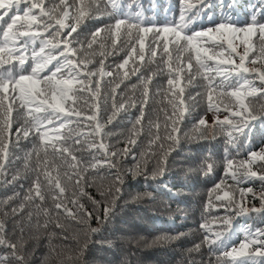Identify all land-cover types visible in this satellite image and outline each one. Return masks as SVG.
<instances>
[{
	"label": "trees",
	"instance_id": "obj_1",
	"mask_svg": "<svg viewBox=\"0 0 264 264\" xmlns=\"http://www.w3.org/2000/svg\"><path fill=\"white\" fill-rule=\"evenodd\" d=\"M52 2L45 0L46 5ZM55 2L59 3V0ZM67 2L72 4L73 0ZM99 2V11L93 9L70 39L75 41L72 46L77 48V57L86 61L88 69H98L103 61V70L113 73L112 76L102 77L97 99L99 118L104 124L101 133L103 143L110 151H118L117 157H113L116 167H88L93 157L104 159L102 150L88 147L89 143L100 138H80L81 142L75 144L73 140L78 137L73 136L68 143L72 145L71 154L80 161L75 170L82 176L79 184L73 175L74 170L69 167L72 163L70 156L62 159L49 153L48 171L52 177L59 173V182L65 188L63 197L59 196V189L54 184L49 186L44 175L40 174L41 191L45 198L29 199V189L37 177V158L35 154L28 157L33 149V138H21L18 145L11 143L7 160L2 162L0 169V239L6 242L0 244V264H229V258L223 255L225 250L240 248L241 242L250 233L264 230V212L251 211L252 208L262 207L260 197L264 194V182L258 177L240 175L243 169L237 173L239 183L231 179L232 170H229L228 176L224 175L228 159H248L250 150L259 152L264 149V94L246 100L251 110L261 116L249 121L250 127L245 129L247 138L233 132L238 139L229 143V126L224 125L222 131L216 124L217 116L222 121L228 113L221 110L217 114L206 110L205 82L195 78L188 84L189 77L185 72L182 86L187 110L177 121L179 131L173 133L176 140L167 139L165 124L170 126L171 119H166V114H172L168 102L171 94L165 91L168 87L167 70L161 71L163 66L159 56L155 62L149 63L147 56L141 62L135 54L124 68H118L128 58L131 44L125 43L127 37L123 31L114 47L106 39L109 35L106 26L115 23L116 16L109 15L112 9L105 7V0ZM206 2L210 6L200 14L201 18L191 25L192 28L207 27L225 17H230L237 25L251 23L253 15L257 22H264V0ZM183 3L184 0H118L124 15L139 12L146 23L151 21L155 24L178 20ZM59 10H63L62 5ZM69 11L75 14L74 9ZM67 23L73 21L68 20ZM97 28H104L105 31L89 48L92 33ZM102 39L105 40L103 49L99 44ZM238 51L243 52V47ZM134 67H138L139 71L134 72ZM126 71L128 75L125 77ZM246 75L250 79L254 76L251 73ZM149 78L150 83L146 85L145 81ZM255 84L259 87L260 81L255 79ZM145 87L149 97L147 106L142 107ZM113 89L117 105L127 102L115 115L112 114ZM130 98L135 101L134 106ZM141 112L144 118L137 123ZM13 115L15 117V113ZM200 118L205 119L207 126H199V130H195L194 126L198 125ZM214 124L216 126L212 127ZM15 128L14 124L13 132ZM61 131L67 134V128ZM157 135L159 139H156ZM130 139H134L135 143H129ZM12 140L15 141L14 136ZM125 148L128 151L120 154L119 150ZM43 155L40 154L41 159ZM208 164H212L210 172L206 170ZM259 164L254 163L253 170L264 174V168H260ZM236 167L234 164L233 170ZM117 172L122 182L115 181ZM65 173L72 175V179H68ZM221 180L225 183L214 190ZM117 187L119 193H116ZM248 188L252 189L251 193L246 191ZM241 190H245L243 196ZM224 191L248 209L244 213H240L239 208L229 212L230 226L215 219L225 215V208L220 205L226 201L216 200V196H223ZM61 199L74 215L65 214L63 208H55ZM72 200L83 205V211L75 207L70 202ZM105 208L109 209L107 216ZM85 212L91 213V216H85ZM202 224H207L213 232L206 233ZM216 231L222 232L223 238L209 245L205 242V235L214 238ZM8 244L16 247L10 248ZM258 248L264 246L251 245L244 250L247 255L236 256V260H247L249 264L255 260L256 264H261L264 256L252 255ZM17 256L23 257V260H18Z\"/></svg>",
	"mask_w": 264,
	"mask_h": 264
},
{
	"label": "snow or ice",
	"instance_id": "obj_2",
	"mask_svg": "<svg viewBox=\"0 0 264 264\" xmlns=\"http://www.w3.org/2000/svg\"><path fill=\"white\" fill-rule=\"evenodd\" d=\"M198 4L201 7H197ZM61 5L62 11L59 10ZM107 6L112 9L109 15H115L116 19L115 23L106 26L109 33L106 39L110 40L114 47L123 31L127 37L125 43L131 44L128 58L117 67L124 68L129 63V58L135 54L141 62L145 61L147 56L149 63L155 62L159 56L160 65L163 66L161 71L167 70L168 87L165 91L171 94L168 102L172 107L171 116L166 114V119H171L170 126L165 124L167 139L176 140L173 133L179 131L177 121L183 118L187 110L183 97L185 89L182 86L185 72L188 73V84L195 78H201L205 82L206 110L217 114L221 110L228 113L222 121L217 116L216 124L222 131L224 125L229 126L227 131L229 143H234L238 139L233 136V132H239L245 139L247 138L245 129L250 127L249 121L261 118L251 110L246 100L248 97L264 94V22H257L253 15L251 23L237 25L230 17H225L207 27L192 28L191 25L200 19V14L210 6L206 0H184L178 20L166 21L163 24L151 21L146 23L139 12L135 15H124L119 9L118 0H105V7ZM100 8L99 0H73L72 4L67 0H59V3L53 0L48 5L45 4V0H0V169L3 167L2 162L7 160L9 145L11 143L18 145L21 138L28 139L32 136L33 149L28 153V157L35 154L37 158L35 166L37 177L33 187L29 189L31 193L29 199L45 198L41 191L40 174L44 175L49 186L54 184L55 188L59 189V196L63 197L65 188L59 182V173L52 177L48 171L49 153L62 159L70 156L72 163L69 167L74 170L73 175L79 184L82 176L75 170L80 161L71 154L72 145L68 143L73 136L78 137L73 140L75 144L81 142L80 138H100L93 140L88 147L102 150L104 159L96 160L93 157V162L88 167L95 168L97 165L116 167L113 157H117L118 151H110L103 143L101 133L104 124L99 118L100 106L97 99L102 77L112 76L113 73L103 70V61L100 62L98 69H88L86 61L77 57V48L72 46L75 41L70 39L81 21L90 16L93 9L99 11ZM69 9H74L75 14L70 13ZM68 20H72L73 23H67ZM104 31V28H97L92 33L89 48L92 47V43L97 42V37ZM99 44L103 49L105 40L102 39ZM240 47H243V52L238 51ZM253 53L255 55H252ZM258 63L260 67H251ZM133 71L137 72L139 68L134 67ZM249 73L254 74L253 78L250 79L246 75ZM127 75L126 71L124 76ZM150 79L145 81L146 85L150 83ZM255 79L260 81L259 87L256 86ZM116 87L118 88L119 84ZM113 93L112 114L115 115L127 102L117 105L115 89ZM142 97L141 105L146 107L149 97L147 87L142 91ZM130 103L134 106L135 101L130 98ZM143 118L144 113L141 112L137 123ZM149 123L151 125V121ZM70 125L76 127H69ZM199 126H207L205 119L200 118L194 129L199 130ZM156 127L159 128V125ZM65 128L67 134L61 131ZM13 136L15 141L12 140ZM156 139H159V135ZM129 143L134 144L135 140L130 139ZM127 151V148L119 150L120 154ZM41 153L44 154L42 159ZM256 162H260L259 167L264 168V149L259 152L250 150L248 159L239 161L228 159L224 175L228 176L229 170H232L231 179L239 183L237 173L243 169L240 175L246 178L258 177L264 182V174L253 170L252 165ZM234 164L237 166L235 170ZM206 170L210 172L212 164H208ZM65 175L72 179V175L68 173ZM115 181L122 182L118 172L115 174ZM224 183L225 181L221 180L215 185L214 190L220 189ZM119 191L117 187L116 193ZM244 191L241 190V196ZM246 191L251 193L252 189L248 188ZM260 199L262 207L252 208L251 211L264 212V194ZM216 200L226 201L220 205L225 208V215L215 218L226 226L231 225L229 212L236 208H239L240 213L248 211L230 197L228 191H224L223 196L217 195ZM70 202L83 211V205L75 200ZM209 203L211 205V202ZM55 208L57 210L63 208L65 214L74 215L72 210L63 204L62 199L55 204ZM108 211L109 209L105 208L106 216ZM84 214L87 217L91 216V213ZM201 227L206 233L213 232L207 224H202ZM213 235L214 238L205 235V242L209 245L216 244L223 238L220 231L214 232ZM4 243L6 242L0 239V244ZM257 244L264 246V230L250 233L245 241L241 242L239 251L232 247L230 251L225 250L223 255L229 258V264H249L247 260L237 261L236 256L247 255L244 250ZM8 246L13 249L16 247L13 244ZM221 247L224 245L221 244ZM252 255L264 256V248L256 249ZM16 258L23 260L20 256ZM251 264H256L255 260H252ZM261 264H264V261Z\"/></svg>",
	"mask_w": 264,
	"mask_h": 264
},
{
	"label": "rangeland",
	"instance_id": "obj_3",
	"mask_svg": "<svg viewBox=\"0 0 264 264\" xmlns=\"http://www.w3.org/2000/svg\"><path fill=\"white\" fill-rule=\"evenodd\" d=\"M237 250L239 251V248L237 247Z\"/></svg>",
	"mask_w": 264,
	"mask_h": 264
}]
</instances>
